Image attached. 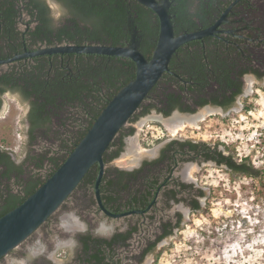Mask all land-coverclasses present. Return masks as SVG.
Returning <instances> with one entry per match:
<instances>
[{
  "label": "trees",
  "instance_id": "16d2710c",
  "mask_svg": "<svg viewBox=\"0 0 264 264\" xmlns=\"http://www.w3.org/2000/svg\"><path fill=\"white\" fill-rule=\"evenodd\" d=\"M52 1L58 6L57 16L48 0H0V58L11 57L25 49L64 43L125 45L133 33H136L140 51L147 59L151 57L157 42L159 20L153 10L137 0ZM170 3L168 12L175 35L196 30L199 27L197 19L204 20L203 27L209 24L205 15L191 10L190 0H173ZM198 40L188 43H198ZM185 44L173 56L182 52L189 55ZM59 56L63 58L62 61ZM173 56L169 68L172 67L178 74L188 72L195 75V72L178 66L183 60L173 62L176 58ZM68 57L69 61H66ZM197 57L200 60L202 54H197ZM26 58L25 62L18 59L21 64H8L4 72L0 69V95L9 88L20 94L22 103L29 105L26 116L29 122V147L40 139L50 140L51 145L39 151L33 149L19 163L12 157L11 150L0 147V216L20 204L60 166L108 101L135 76V63L128 57L54 53ZM168 74L169 70L163 73L145 98H149V102L145 104L144 100L139 106L141 110L136 111L129 121L139 119L153 108L166 115L174 108L186 109L179 101L180 95L167 93L168 87L163 83L167 81ZM133 131L134 128L130 126L125 133L115 136L103 153L105 163L118 157L124 148L123 136ZM161 139L157 138L154 142ZM141 143L144 147L151 144L144 138ZM185 145L186 150H201L206 156H212L217 166L225 164L232 174L255 178L264 176V169L251 164L247 156L238 160L231 152L225 154L224 150H217L216 145L212 154L207 155L210 150L208 143L199 144L191 140L181 142L179 149L185 150ZM98 169V164L94 163L80 183L94 190ZM109 170L115 172V178L107 177ZM125 174L134 175L116 167L105 168L99 184L103 202L115 198L105 193L107 185L118 188L125 185L123 180L117 178Z\"/></svg>",
  "mask_w": 264,
  "mask_h": 264
},
{
  "label": "flooded vegetation",
  "instance_id": "af4514ba",
  "mask_svg": "<svg viewBox=\"0 0 264 264\" xmlns=\"http://www.w3.org/2000/svg\"><path fill=\"white\" fill-rule=\"evenodd\" d=\"M190 1L192 11L207 17L209 24L206 27L222 19L213 34L199 39L198 43L185 44L189 55L182 52L173 56L176 57L173 62L183 60L178 66L195 72V75L188 72L178 74L171 67L167 81L163 83L168 87L167 93L180 95L179 101L186 109L174 108L166 115L153 108L144 116L153 112L172 116L175 111L193 115L204 108L228 112L249 93V85L264 83V0ZM203 21L197 19V29L205 28ZM193 53L202 54L200 60ZM59 57L62 61L63 58ZM26 59L21 58L23 62ZM65 60L69 61V57ZM17 63L19 60L0 63V69L4 72L8 64ZM9 95L20 100L18 92L6 88L0 95V112ZM148 102L149 98L144 101L145 104ZM24 105L23 134L28 144L26 116L29 105ZM136 121H128L117 134L125 133L130 126L134 128L132 134L123 136L124 146L136 133ZM3 138L0 136V147L12 151L3 146ZM186 140L203 142L189 137L182 139L181 135L177 137L171 133L159 141L156 151L144 154L142 158L137 156L130 166L119 165L114 161L116 157L107 162V168L116 167L134 173L117 176L126 183L119 188L107 185L105 193L114 196L113 200L103 202L101 199L108 211L118 215L105 214L96 203L94 190L81 182L36 230L41 234L42 246L26 248L20 253L15 251L17 247L14 248L8 255L16 253L14 256H20L21 261L13 259L11 264H156L165 243L181 232L188 212H195L203 206L204 193L193 181L191 166L218 165L212 156H206L201 150H186L187 145L185 150H180V143ZM208 146L207 155H210L215 145ZM11 155L19 163L13 151ZM222 166L226 167L225 164ZM106 175L116 177L111 170ZM3 260L4 257L0 264Z\"/></svg>",
  "mask_w": 264,
  "mask_h": 264
},
{
  "label": "rangeland",
  "instance_id": "374dc122",
  "mask_svg": "<svg viewBox=\"0 0 264 264\" xmlns=\"http://www.w3.org/2000/svg\"><path fill=\"white\" fill-rule=\"evenodd\" d=\"M50 3L57 16L58 6L51 0ZM239 102L228 112L200 110L208 112L195 127H185L174 135L216 145L226 153H233L238 160L247 156L251 164L264 169V83L249 85V93ZM25 111L24 103L9 95L0 112L2 144L12 149L18 162H23L33 149L39 151L51 145L50 140L40 139L28 146L23 134ZM152 115L137 119L134 123L136 133L128 138V143L114 159L116 163L127 153L130 141L138 145V158L159 148L160 142L145 137L147 126L160 125L167 129L168 135L172 133L165 123ZM142 138L151 143L149 147L142 145ZM191 168L195 185L204 192L203 206L188 212L181 232L165 243L156 264H264V176L232 174L225 166L211 163ZM42 242L38 230L15 251L39 248ZM15 254L7 255L1 263L11 264L13 259L20 262L21 257Z\"/></svg>",
  "mask_w": 264,
  "mask_h": 264
},
{
  "label": "water",
  "instance_id": "95a60500",
  "mask_svg": "<svg viewBox=\"0 0 264 264\" xmlns=\"http://www.w3.org/2000/svg\"><path fill=\"white\" fill-rule=\"evenodd\" d=\"M137 1L153 10L159 20L157 42L149 59L138 48L135 33L125 45L64 43L25 49L11 57L0 58V63L4 64L42 54L95 53L128 57L135 63L134 78L113 95L60 166L20 204L0 216V258L18 247L61 207L94 163L99 168L94 182L96 203L105 214L118 215L108 211L100 197L99 184L107 165L103 153L163 73L169 70V62L176 50L184 43L213 34L222 19L208 27L175 35L168 12L169 0ZM175 113L179 114L178 111ZM152 114L157 121L171 116L156 112Z\"/></svg>",
  "mask_w": 264,
  "mask_h": 264
},
{
  "label": "bare ground",
  "instance_id": "6f19581e",
  "mask_svg": "<svg viewBox=\"0 0 264 264\" xmlns=\"http://www.w3.org/2000/svg\"><path fill=\"white\" fill-rule=\"evenodd\" d=\"M207 112L208 110L206 111L203 110V111H200L199 113L189 115V116L174 113L172 116L168 118L161 119V121L167 125V128L170 132H172L173 134H176L177 132H179V130L184 129L185 127H188V126L195 127L197 121L201 120L205 116V113ZM137 146L133 144L132 141H130V144L127 149V153L124 154V156L120 157L117 163L121 166L123 165L130 166L131 164H133L137 157L136 156L137 155L136 151H138Z\"/></svg>",
  "mask_w": 264,
  "mask_h": 264
},
{
  "label": "built area",
  "instance_id": "2783aa9c",
  "mask_svg": "<svg viewBox=\"0 0 264 264\" xmlns=\"http://www.w3.org/2000/svg\"><path fill=\"white\" fill-rule=\"evenodd\" d=\"M167 129L162 126H147L145 130V137L150 138V140H155L157 138H163L168 135Z\"/></svg>",
  "mask_w": 264,
  "mask_h": 264
}]
</instances>
